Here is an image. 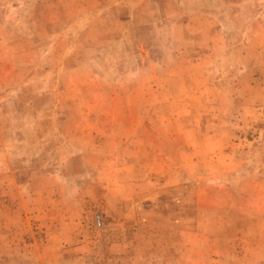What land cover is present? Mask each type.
Segmentation results:
<instances>
[{"label":"rangeland","instance_id":"rangeland-1","mask_svg":"<svg viewBox=\"0 0 264 264\" xmlns=\"http://www.w3.org/2000/svg\"><path fill=\"white\" fill-rule=\"evenodd\" d=\"M0 264H264V0H0Z\"/></svg>","mask_w":264,"mask_h":264}]
</instances>
